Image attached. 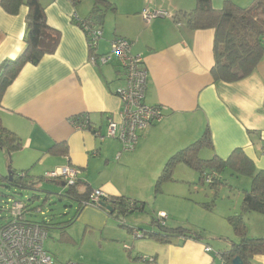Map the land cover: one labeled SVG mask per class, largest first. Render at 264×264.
Returning a JSON list of instances; mask_svg holds the SVG:
<instances>
[{
  "label": "crops",
  "instance_id": "obj_1",
  "mask_svg": "<svg viewBox=\"0 0 264 264\" xmlns=\"http://www.w3.org/2000/svg\"><path fill=\"white\" fill-rule=\"evenodd\" d=\"M106 1L110 5L103 9L102 18L93 21L102 31L96 54L109 53L115 38L129 41L132 53L142 58L148 73L145 104L165 107L164 118L139 137L132 152H122L117 140L100 141L92 132L104 135L107 118L119 120L120 102L115 90L125 83L115 59L99 67L89 63L85 36L71 22L72 15L81 20L94 17L93 1L74 6L69 0H39L48 27L59 32L60 40L56 50L37 65L24 66L2 96L0 122L22 143V148L10 156L12 169L39 179L69 164L81 170L80 185L101 191L105 197L139 195L144 186L157 180L172 155L198 140L207 129L212 149L201 150L202 160L214 156L226 160L235 149H241L257 170L264 171V54L248 77L230 84L214 82V30H191L182 16L195 8V0ZM226 1L239 7L253 2L210 0V4L214 10H221ZM143 9L161 10L167 17L145 23L140 15ZM27 12L21 6L16 14H9L0 0V64L15 59L24 49ZM80 115L87 116L92 131L73 127V118ZM56 144L66 147V154H48ZM181 166L175 167V173L184 172ZM48 182L59 184L62 193L68 189L62 181ZM131 185L134 190L127 189ZM107 213L103 208L85 206L75 222L94 237L98 234L100 244L113 246L116 253L112 256H117L118 262L96 257L87 261L80 258L79 264L219 262L218 252L210 244L181 237L162 244L131 235L122 241L123 253L117 241L105 235L110 222ZM159 215L164 214L158 212L156 221ZM169 220L166 216V227L184 225ZM129 229L141 235L155 231L154 227ZM205 247L212 252H205ZM146 258L152 261H143ZM253 261L264 264V256Z\"/></svg>",
  "mask_w": 264,
  "mask_h": 264
},
{
  "label": "trees",
  "instance_id": "obj_2",
  "mask_svg": "<svg viewBox=\"0 0 264 264\" xmlns=\"http://www.w3.org/2000/svg\"><path fill=\"white\" fill-rule=\"evenodd\" d=\"M69 1L75 6L81 0ZM92 1L91 15L94 17L85 21L101 19L103 9L110 5L106 0ZM1 6L9 14H16L21 6H25L28 12L25 17L24 49L15 59L5 60L0 64V106L3 94L22 68L27 64L37 65L45 55L52 54L60 40L59 32L48 27L39 0H1ZM182 16L191 30H214V66L211 70L214 82L235 83L253 73L264 54V0H253L248 7H239L231 1H226L221 10H214L210 0H195V8ZM84 117L87 116L74 117L73 121L79 124L83 122ZM87 130L92 131L90 125ZM21 148L20 139L6 130L0 122V150L7 159L10 160L11 154ZM205 148L212 149L210 133L207 129L198 140L166 161L156 180L155 191L157 192L163 183L172 180L173 171L179 164L196 172L200 183H204L206 175L214 174L215 177L209 183L212 188L221 184L220 174L226 168L232 174L250 178L249 188L242 192L240 213L227 219L236 241H230L227 250L218 252V264H232L235 258H239L243 264H254L255 257L264 256V238L248 237L244 218L251 213L264 215V171L257 170L241 149H235L226 160L216 156L210 160H202L199 158V153ZM47 153L64 155L66 147L56 144L49 148ZM4 181L8 189L35 190L37 184L44 179H33L26 171L19 173L11 171ZM67 188L64 195L71 196L79 203L78 213H80L93 190L86 184L80 185L79 181ZM99 204L98 208H103L102 204L110 207L111 211L107 214L114 219H117V215L124 216L144 209V203L130 201L125 197H107ZM28 207L29 205L26 204L27 209ZM3 219H0V226L4 223ZM152 224L155 226V231L143 234L142 238L162 244H167L174 237L204 242L202 231H194L185 226L166 227L165 223L161 224L156 220H152ZM40 225L46 229L45 224Z\"/></svg>",
  "mask_w": 264,
  "mask_h": 264
},
{
  "label": "rangeland",
  "instance_id": "obj_3",
  "mask_svg": "<svg viewBox=\"0 0 264 264\" xmlns=\"http://www.w3.org/2000/svg\"><path fill=\"white\" fill-rule=\"evenodd\" d=\"M81 2L91 3V0ZM200 155L203 156L200 153L199 157ZM115 160L113 163L116 164ZM9 161L11 162V158L8 160L0 150V218L5 216L1 209L7 197L12 196L29 205L30 211L25 217L28 222L45 224L47 238L44 250L52 256L55 264L68 261L80 263V258L87 261L96 257L118 262L117 256H112L116 253L113 252V246L105 247L103 242L100 244L98 234L94 237L85 231L84 225L75 222L81 213H78L79 203L71 196H65L59 184L44 180L37 184L35 190L8 189L4 181L8 173L11 171L19 173L12 169ZM181 167L184 172L179 174L173 171L172 180L163 183L157 192L155 181L152 185L144 186L139 195L129 193L131 195L126 196L130 201L144 203L143 211L136 210L124 216L117 215V219L108 216L110 222L105 235L112 236L123 253L125 250L122 248V241L133 236L129 228L142 231L150 227L155 228L152 220H156L158 212L169 216L170 220L173 218L183 222V227L202 231L203 241L210 244L215 252L227 250L229 242L236 241L227 219L233 214L240 213L242 192L249 188L250 178L232 174L226 168L220 174L221 184L212 188L208 183H200L196 172L185 165ZM127 189L134 190L135 186H128ZM134 217H138V221L134 220ZM244 219L248 237L264 236V215L251 213Z\"/></svg>",
  "mask_w": 264,
  "mask_h": 264
},
{
  "label": "built area",
  "instance_id": "obj_4",
  "mask_svg": "<svg viewBox=\"0 0 264 264\" xmlns=\"http://www.w3.org/2000/svg\"><path fill=\"white\" fill-rule=\"evenodd\" d=\"M141 18L145 23L152 20L167 17L161 10L143 9ZM71 22L75 24L85 36L90 52L89 63L99 67L109 64L113 59L118 63L125 86L115 90V95L120 102L119 120L107 118L104 135L92 132L100 141L114 139L121 144L122 152L134 151L139 137L151 126L159 123L164 118L166 108L160 105L149 106L145 104V94L148 82V73L143 66V60L139 55L131 51V43L123 38H115L111 43V51L107 54H96L98 41L102 31L95 22L79 19L72 15ZM72 125L77 130H87L89 123L87 117L83 122ZM117 154L115 159H119ZM80 170L66 164L45 174L44 180L62 181L66 187L73 186L79 181ZM214 174L204 177L205 183H210ZM105 195L98 190H93L84 207L98 208ZM5 213L3 225L0 226V264H55L52 256L44 250V242L47 231L40 224L26 220L28 209L26 203L15 198H7L1 209ZM1 219V218H0ZM166 216L159 215V221L164 224ZM134 239L142 238L137 230L132 232ZM128 250V247H124ZM209 253V247L204 248ZM143 261L151 262L146 258ZM61 264H79L71 261Z\"/></svg>",
  "mask_w": 264,
  "mask_h": 264
},
{
  "label": "water",
  "instance_id": "obj_5",
  "mask_svg": "<svg viewBox=\"0 0 264 264\" xmlns=\"http://www.w3.org/2000/svg\"><path fill=\"white\" fill-rule=\"evenodd\" d=\"M8 174H9V173H8ZM101 206H102L104 209H106V211H108V212L111 211L110 207L106 206L105 204H102ZM232 264H243V263H242V261H241L239 258H235V259L233 260V263H232Z\"/></svg>",
  "mask_w": 264,
  "mask_h": 264
}]
</instances>
